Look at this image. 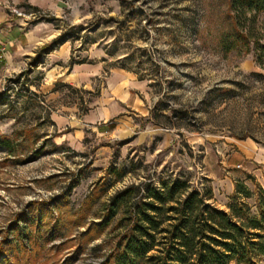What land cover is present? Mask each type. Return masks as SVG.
<instances>
[{
	"label": "rangeland",
	"instance_id": "374dc122",
	"mask_svg": "<svg viewBox=\"0 0 264 264\" xmlns=\"http://www.w3.org/2000/svg\"><path fill=\"white\" fill-rule=\"evenodd\" d=\"M229 5L69 0L58 15L31 9V19L51 24L45 44L61 39L29 48L0 79V264H159L165 232L143 239L156 244L146 256L127 244L140 239L135 211L148 187L172 179L210 185L209 202L221 210L243 203L258 214L264 68L254 44L226 51ZM132 79L145 115L115 96ZM121 110L139 112L137 126L118 121L101 135L84 120L105 111L110 121ZM237 181L252 194L237 195ZM133 185L140 192L122 197Z\"/></svg>",
	"mask_w": 264,
	"mask_h": 264
},
{
	"label": "trees",
	"instance_id": "16d2710c",
	"mask_svg": "<svg viewBox=\"0 0 264 264\" xmlns=\"http://www.w3.org/2000/svg\"><path fill=\"white\" fill-rule=\"evenodd\" d=\"M229 6L235 10L234 37L231 45L228 41L224 43L226 51L254 44L256 62L264 68V24L258 25L264 0H230ZM32 9L40 11L36 7ZM60 39L44 44L41 50H49ZM3 142L9 144L10 139ZM258 189V214L252 216L245 212L243 203L231 206V211L226 212L209 202L214 194L210 185L200 189L178 178L164 181L160 186H149L143 195L146 200L135 211L134 233L140 239H130L127 248L137 257L146 256L156 244L143 239H154V233L159 231L166 233L159 264H230L232 261L260 264L264 255V188L258 186ZM135 192L139 193L140 187L133 185L121 196ZM241 194L250 196L252 191L244 182L237 181V195Z\"/></svg>",
	"mask_w": 264,
	"mask_h": 264
},
{
	"label": "crops",
	"instance_id": "0c3cea01",
	"mask_svg": "<svg viewBox=\"0 0 264 264\" xmlns=\"http://www.w3.org/2000/svg\"><path fill=\"white\" fill-rule=\"evenodd\" d=\"M68 5L69 0H0V41L3 42L6 47L5 58L0 64V79L5 77L8 72L15 69L18 60L20 59V54L25 56L28 54L29 48H36L40 44L44 45L45 42H47V39L45 38L51 35L48 33L51 24L46 18L33 20L29 17V14L32 13V7H36L41 12L48 15H58L62 12V9ZM13 8H18L24 14L18 15L14 13ZM63 48L66 49L68 47L63 45ZM70 58V52H67L65 57H63V60L68 63ZM69 68L71 67L69 66ZM80 68L82 67L76 64L75 71L78 72ZM68 77H70V75H68ZM67 80H69L71 84L74 82L72 77L67 78ZM85 81L86 79L82 77L75 83L84 86ZM125 82L126 80H121V84L115 87L116 89H121L120 93H117L115 89L116 98L122 104H125L126 107L130 106L128 102L131 101L136 107L135 110H138L140 114L145 115V111L144 113L140 111L145 109L142 105L143 101L139 98L137 92H133L136 86L134 85L133 79L130 80L127 85ZM139 112H135L132 115L121 110L116 114L115 119L107 121L105 111L99 113H97V111H91V114H85L84 120L88 123L95 124L96 131L99 134H111L118 125V123H116L118 121H120L125 128L135 125L137 126V124H134V117L140 116L138 114ZM65 122L67 121H64L63 123ZM246 157L249 156L247 155Z\"/></svg>",
	"mask_w": 264,
	"mask_h": 264
},
{
	"label": "built area",
	"instance_id": "2783aa9c",
	"mask_svg": "<svg viewBox=\"0 0 264 264\" xmlns=\"http://www.w3.org/2000/svg\"><path fill=\"white\" fill-rule=\"evenodd\" d=\"M13 12L18 15H23L24 13L21 12L18 8H13ZM6 54V47L3 42L0 41V64L3 62Z\"/></svg>",
	"mask_w": 264,
	"mask_h": 264
}]
</instances>
